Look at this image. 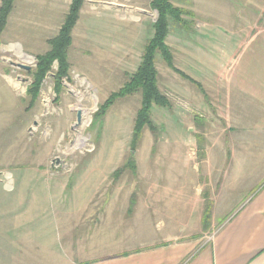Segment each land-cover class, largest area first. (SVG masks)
Listing matches in <instances>:
<instances>
[{"label":"rangeland","instance_id":"obj_1","mask_svg":"<svg viewBox=\"0 0 264 264\" xmlns=\"http://www.w3.org/2000/svg\"><path fill=\"white\" fill-rule=\"evenodd\" d=\"M71 1L15 0L1 35L0 264L21 263L23 258L31 262L32 257L39 264H59L60 255L37 253L25 260L27 255L15 253L36 246L70 258L71 247L60 238L62 222L69 218L77 224L89 216L105 220L113 211L127 216L128 200L146 204L156 186L167 189L156 193L171 196L167 212L154 214L145 232L159 237L169 230L181 236L183 229L182 236H188L184 241L192 236L199 245L208 242L212 231L205 233L204 226L213 208L200 207L195 200L189 205L187 197L199 198L198 185L207 192L208 179L213 184L223 165V158H206V153L217 156L224 150V88L234 86L231 76L238 57L250 54L242 52L244 43L238 41L240 35L250 38L255 24L264 23V0H247V8L245 0H171L192 15L183 17V25L170 22L166 43L177 72L157 57L158 88L170 107L152 108L155 130H143L133 155L134 172L126 164L140 95L117 99L102 113L101 107L140 65L158 17L151 0H84L71 32L66 77L57 78L53 62L37 102L28 107L36 57L49 49L48 40L57 35ZM207 167L213 169L211 177ZM245 179L233 173L227 181L240 186ZM232 209L215 208V214ZM53 224L60 235L55 249L41 238Z\"/></svg>","mask_w":264,"mask_h":264},{"label":"crops","instance_id":"obj_2","mask_svg":"<svg viewBox=\"0 0 264 264\" xmlns=\"http://www.w3.org/2000/svg\"><path fill=\"white\" fill-rule=\"evenodd\" d=\"M244 7L247 8V0ZM245 29L246 26L240 30ZM251 31L250 38L247 35L242 39L240 35L238 41L240 45L244 43L242 52L249 51L250 54L238 57L239 63L231 76L234 86L224 88V150L217 152V156L206 153V158H223V165L218 167L220 170L213 184L208 179L207 192H202L198 185L199 198L192 199L191 194L187 197L189 205L195 200L200 207L213 208L211 218L204 226L205 233L212 231L208 242L199 245L192 236L190 241H184L188 236H182L183 229L178 231L181 236L169 230L159 237L145 232L144 227L154 214L167 212V200L171 196L167 193L159 195L156 191L167 189L158 190L160 186H156L151 189L154 192L150 201L145 200L146 204L135 198L128 200L127 216L112 210L105 220L89 216L88 220L76 224L68 218L61 223L64 234L61 237L57 235L55 225L50 226L53 228L41 238L45 239V244H53L50 246L53 249L57 244L54 239H63L65 246L71 247L70 258L49 248L45 253L36 246L28 251L18 248L15 254L27 255L25 260L28 255L36 256L33 254L37 253L60 255L62 261L59 264H264V178H256V175L264 176V155H261L264 151V23L258 22ZM233 59L231 62L236 63L237 59ZM206 169L211 177L213 169ZM233 173L244 174L247 179L238 182L240 186H237L236 182L227 181ZM178 197L181 202L185 201L184 194ZM227 206L234 209L226 214L218 211L216 216L215 208ZM220 215L224 219L220 218L223 221L218 222ZM183 221L181 219L182 224ZM218 223L221 224L216 229ZM31 260L26 262L23 258V262L16 264H39L34 257Z\"/></svg>","mask_w":264,"mask_h":264},{"label":"trees","instance_id":"obj_3","mask_svg":"<svg viewBox=\"0 0 264 264\" xmlns=\"http://www.w3.org/2000/svg\"><path fill=\"white\" fill-rule=\"evenodd\" d=\"M15 0H2L0 5V42L1 35L7 25L10 14L13 11ZM84 0H72L68 12L65 15L62 25L56 36L48 40L49 49L36 57V67L32 72V84L27 90L29 97L28 107L31 108L38 100L39 87L46 74L50 71L53 62H57V78L66 77L69 69L67 61V51L71 46V32L74 28L79 11L82 8ZM150 7L156 11L158 17L153 24V35L145 42L141 62L136 72L122 85L117 93L113 94L106 104L101 107V113L105 108L111 106L115 100L140 95V107L136 112L132 128V141L130 144V155L127 167L135 171L133 155L141 139L142 132L145 128L150 131L155 130L154 123L151 119L153 107L168 108L170 101L159 91L156 71L157 57H161L167 67L177 72L173 67L172 52L167 45L170 22L185 24L183 17L192 14L175 7L171 0H151ZM186 79V77H184ZM118 174V173H116ZM208 217V212H207Z\"/></svg>","mask_w":264,"mask_h":264},{"label":"water","instance_id":"obj_4","mask_svg":"<svg viewBox=\"0 0 264 264\" xmlns=\"http://www.w3.org/2000/svg\"><path fill=\"white\" fill-rule=\"evenodd\" d=\"M18 67H20V68H22L24 70H27V71L29 70V67H27V66L18 65ZM80 122H81V112H77V116H76L77 125L80 124Z\"/></svg>","mask_w":264,"mask_h":264},{"label":"bare ground","instance_id":"obj_5","mask_svg":"<svg viewBox=\"0 0 264 264\" xmlns=\"http://www.w3.org/2000/svg\"><path fill=\"white\" fill-rule=\"evenodd\" d=\"M23 59H25V60H31V58H29L28 56H25V55H23ZM84 122H82V124H83Z\"/></svg>","mask_w":264,"mask_h":264}]
</instances>
